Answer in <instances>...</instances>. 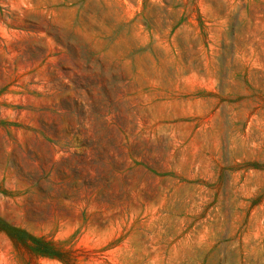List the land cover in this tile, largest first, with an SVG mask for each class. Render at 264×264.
Here are the masks:
<instances>
[{
	"label": "rangeland",
	"instance_id": "374dc122",
	"mask_svg": "<svg viewBox=\"0 0 264 264\" xmlns=\"http://www.w3.org/2000/svg\"><path fill=\"white\" fill-rule=\"evenodd\" d=\"M0 264H264V0H0Z\"/></svg>",
	"mask_w": 264,
	"mask_h": 264
},
{
	"label": "trees",
	"instance_id": "16d2710c",
	"mask_svg": "<svg viewBox=\"0 0 264 264\" xmlns=\"http://www.w3.org/2000/svg\"><path fill=\"white\" fill-rule=\"evenodd\" d=\"M30 240L37 246H39V250L43 251L45 253H51V250L48 245L44 244L42 241L35 239V238H30Z\"/></svg>",
	"mask_w": 264,
	"mask_h": 264
}]
</instances>
